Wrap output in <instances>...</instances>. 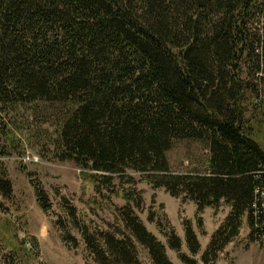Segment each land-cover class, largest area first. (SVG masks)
I'll return each instance as SVG.
<instances>
[{
  "label": "trees",
  "instance_id": "obj_1",
  "mask_svg": "<svg viewBox=\"0 0 264 264\" xmlns=\"http://www.w3.org/2000/svg\"><path fill=\"white\" fill-rule=\"evenodd\" d=\"M262 31L264 0H0V140L13 142V115L44 105L57 134L55 159L79 168L99 195H117L136 183L128 172L140 174L194 203L202 234L206 210L228 206L201 256L216 264L246 222L257 242L262 220L253 216L264 187V104L255 102L264 84ZM186 141L207 151L206 167L173 173L167 153ZM12 155L0 141V157ZM35 190L48 213L46 192ZM0 196L14 198L3 168ZM122 197L126 205L114 208L120 227L95 232L62 198L87 264H144L138 246L152 264H174L137 214L146 207L142 191L125 188ZM148 221L181 264H199L202 245L190 220L183 226L191 256L168 219L149 214ZM63 240L76 245L72 236ZM13 250L0 264L31 257Z\"/></svg>",
  "mask_w": 264,
  "mask_h": 264
},
{
  "label": "rangeland",
  "instance_id": "obj_2",
  "mask_svg": "<svg viewBox=\"0 0 264 264\" xmlns=\"http://www.w3.org/2000/svg\"><path fill=\"white\" fill-rule=\"evenodd\" d=\"M47 110L48 107L40 105L30 111L17 112L10 119L13 142L5 138L0 140L7 150L13 152L10 157H0V170H7L14 185L12 200L5 201L0 196V263L16 246L31 254V257L25 256L23 264H87L90 259L84 240L64 211L62 198H67L78 209L80 224L90 231H116L120 223L114 208L126 205L122 197L125 188L136 187L142 191L146 206L144 212L137 214L147 229L166 245L170 260L181 264L156 225L148 221L149 214L162 221L168 219L183 241L184 253L189 256L183 224L185 220H190L202 245L200 255L193 258L203 264L201 256L212 235L228 217V206L224 205L217 214L211 208L206 210L202 216V234L197 226L194 203L173 198L164 189H155L140 174L128 172L136 183L134 186L124 184L123 190L118 187L117 195L109 191L99 195L94 183L84 178L79 168L55 159L57 134L54 127L45 123ZM207 157L208 153L201 144L187 141L176 142L167 153L171 171L176 174L203 171ZM115 182L117 186L122 184L118 180ZM35 186H40L47 194L51 206L48 213L38 202ZM250 233L246 222L240 237L227 247L216 264H264V247L251 240ZM68 235L75 238V247L74 243L68 245L64 242V236ZM138 249L142 262L152 264L148 252L140 246Z\"/></svg>",
  "mask_w": 264,
  "mask_h": 264
},
{
  "label": "built area",
  "instance_id": "obj_3",
  "mask_svg": "<svg viewBox=\"0 0 264 264\" xmlns=\"http://www.w3.org/2000/svg\"><path fill=\"white\" fill-rule=\"evenodd\" d=\"M262 34L264 35V31H262ZM257 90L258 91L255 97V102L258 106H261L262 104H264V84L257 86ZM260 190H261L260 206L259 205L254 206L253 216L255 218H258L259 214L260 213L262 214V220L260 224L258 223V225H256V231H257L256 237L259 246L264 247V187Z\"/></svg>",
  "mask_w": 264,
  "mask_h": 264
}]
</instances>
